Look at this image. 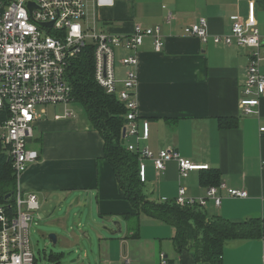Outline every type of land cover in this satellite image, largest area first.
<instances>
[{"label": "crops", "instance_id": "1", "mask_svg": "<svg viewBox=\"0 0 264 264\" xmlns=\"http://www.w3.org/2000/svg\"><path fill=\"white\" fill-rule=\"evenodd\" d=\"M114 7L117 24L111 34L129 35L135 25L159 27L163 41L160 52L154 51L150 38L138 51L135 100L139 119L149 123V137L142 145L153 152L174 149L181 158L217 172L220 183L246 191L244 199L222 194L217 208L208 200L201 209L208 217L264 221V173L260 166L264 136L259 134V128L264 127V96L256 115L245 116L238 107L250 51L215 45L210 39L202 43L183 33L185 27L205 19L209 36H222L238 17L258 30L264 50V0H115ZM168 11L175 16L170 24L165 23ZM260 73L264 76V62ZM116 75L123 78V70L117 68ZM72 112L71 118L61 113L35 123L33 142L39 158L21 177L20 190L36 195L43 207L62 197H72L73 205L83 199L107 226L120 222L119 235H96L100 243L97 264H121L124 256L131 264H159L160 255L170 263L194 264L190 253L175 252L172 227L133 216L135 212L103 158V140L88 119ZM220 119L236 120L237 125L221 129ZM204 172L192 171L183 179L175 162L160 173L147 163L144 193L157 202L175 200L182 187L187 197L204 198L209 188L201 183ZM123 215L128 217L123 219ZM263 248L262 239L229 242L222 264H262Z\"/></svg>", "mask_w": 264, "mask_h": 264}, {"label": "built area", "instance_id": "2", "mask_svg": "<svg viewBox=\"0 0 264 264\" xmlns=\"http://www.w3.org/2000/svg\"><path fill=\"white\" fill-rule=\"evenodd\" d=\"M114 2L7 0L5 4L0 3V153L9 161L17 185L12 213L9 214L6 207L0 205V264H36L29 243V222L40 205L36 195L20 190L19 181L27 168L39 158L38 152L30 146L35 123L46 113L39 112L37 107L62 105L64 118L74 116L67 108L73 100L66 70L86 47H91L94 81L125 109L123 146L138 156L140 182H145L147 163L160 173L168 163L175 162L183 179L192 171L208 170L206 165L181 158L174 149L153 152L142 145L149 137V123L139 119L135 100L138 51L146 38L152 39L155 52L162 50L163 41L159 27L135 25L132 32L125 36L105 33L98 28L101 19L96 11L111 9ZM89 9L92 26L85 19ZM174 20V13L168 11L165 23L170 24ZM48 23L53 25L44 26ZM183 33L198 38L202 43L210 39L215 45L250 51L238 107L245 116L258 114L260 99L264 96V76L260 73L264 50L261 49L258 30L234 17L229 32L222 36L210 37L205 19L185 27ZM115 51L122 53L117 61L118 68L123 70V78L120 79L116 75ZM259 134L264 136V127L259 128ZM127 139L130 141L126 143ZM260 166L264 173V160H261ZM222 194L234 199L247 197L246 191L220 183L209 187L205 197L199 199L187 197L185 188L181 187L175 203L180 207L202 209L211 200L217 208ZM261 260L264 264V248ZM121 264H131V260L124 256ZM159 264L180 263H170L160 255Z\"/></svg>", "mask_w": 264, "mask_h": 264}, {"label": "trees", "instance_id": "3", "mask_svg": "<svg viewBox=\"0 0 264 264\" xmlns=\"http://www.w3.org/2000/svg\"><path fill=\"white\" fill-rule=\"evenodd\" d=\"M7 0H0L5 4ZM73 103L82 106L91 127L103 140V158L109 164L133 216H145L175 230V252L190 253L194 264H222L225 246L233 241L264 240V221L248 219L234 222L219 216L208 217L201 209L180 207L175 200H149L138 177V156L120 144L124 124V107L106 95L93 78L91 47H86L66 70ZM236 120H219L221 129L235 128ZM201 183L218 186V174L203 170ZM16 180L9 161L0 153V205L10 214L14 208ZM10 195L9 199L6 197ZM123 219L128 215L121 216Z\"/></svg>", "mask_w": 264, "mask_h": 264}, {"label": "rangeland", "instance_id": "4", "mask_svg": "<svg viewBox=\"0 0 264 264\" xmlns=\"http://www.w3.org/2000/svg\"><path fill=\"white\" fill-rule=\"evenodd\" d=\"M116 9L113 6L111 9L96 11V15L102 19L97 27L105 33L110 32V29L117 24L113 19ZM85 19L88 25L92 26L91 9L87 11ZM87 45L89 46V42ZM119 53L115 51L117 68ZM67 108L87 120L81 105L71 103ZM37 110L45 111L46 117L43 118L46 119L60 115L63 107L62 105L45 108L38 106ZM129 141L130 139H127L126 143ZM35 144L33 142L30 148L35 149ZM73 203L72 197H62L56 204L49 200L44 207L40 206L39 211L32 214V220L29 222V243L36 264H97L100 243L96 235L105 233L102 227L108 223L99 218L93 207L83 202V199L79 205ZM50 235L54 238H49ZM88 237L91 242L88 241Z\"/></svg>", "mask_w": 264, "mask_h": 264}, {"label": "water", "instance_id": "5", "mask_svg": "<svg viewBox=\"0 0 264 264\" xmlns=\"http://www.w3.org/2000/svg\"><path fill=\"white\" fill-rule=\"evenodd\" d=\"M30 8H32V5H30ZM52 25H53V23H48V24H45L44 26L51 27ZM124 136H125V131L122 130L121 139H120V144L121 145L124 144ZM9 198H10V195H8L6 197V199H9ZM102 230H103V232L107 233L111 237L116 236V235H119L121 233V225H120V222L114 221V222H111V225H109V226L104 225L102 227ZM49 238H54V237L52 235H50Z\"/></svg>", "mask_w": 264, "mask_h": 264}]
</instances>
